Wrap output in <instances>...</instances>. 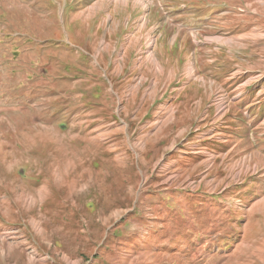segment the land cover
<instances>
[{"label": "rangeland", "instance_id": "obj_1", "mask_svg": "<svg viewBox=\"0 0 264 264\" xmlns=\"http://www.w3.org/2000/svg\"><path fill=\"white\" fill-rule=\"evenodd\" d=\"M0 264H264V0H0Z\"/></svg>", "mask_w": 264, "mask_h": 264}, {"label": "bare ground", "instance_id": "obj_2", "mask_svg": "<svg viewBox=\"0 0 264 264\" xmlns=\"http://www.w3.org/2000/svg\"><path fill=\"white\" fill-rule=\"evenodd\" d=\"M152 4V3H151Z\"/></svg>", "mask_w": 264, "mask_h": 264}]
</instances>
